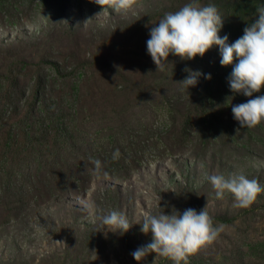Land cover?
Listing matches in <instances>:
<instances>
[{"label": "rangeland", "instance_id": "rangeland-1", "mask_svg": "<svg viewBox=\"0 0 264 264\" xmlns=\"http://www.w3.org/2000/svg\"><path fill=\"white\" fill-rule=\"evenodd\" d=\"M170 3L136 0L128 11L116 12L94 0H0V264H174L154 252L139 262L133 258L138 247L152 242L151 233L135 223L146 214L199 212L206 206L220 232L187 264H264V257L245 255L247 243L264 240V193L238 208L230 193L217 199L206 179L236 173L264 185V121L242 128L226 112L212 130L197 121L189 144L171 149L175 127L156 109L162 93L173 88L172 69L181 59L170 54L161 71L147 52L150 31L160 20L154 19L156 12ZM39 78L44 86L37 101ZM73 98L80 99L86 115L108 108L114 116L123 105L126 112L133 109L147 131H132L141 146L136 153L139 143L126 151L134 112L121 116L122 147L125 157H137L138 163L108 169L101 161L108 176L97 178L94 165L81 164L80 157L52 169L47 163L53 152L26 156L22 116L45 127L46 113L67 110ZM183 100L177 123L194 103ZM15 132L21 143L8 148ZM70 176L83 181L74 188ZM85 203L93 205L91 211ZM111 211L133 224L126 233L102 225L98 217Z\"/></svg>", "mask_w": 264, "mask_h": 264}, {"label": "clouds", "instance_id": "clouds-1", "mask_svg": "<svg viewBox=\"0 0 264 264\" xmlns=\"http://www.w3.org/2000/svg\"><path fill=\"white\" fill-rule=\"evenodd\" d=\"M104 8H112L116 12L128 11L136 0H94ZM258 19L244 29L242 37L228 44V36L223 38L219 32L223 26V18L218 8L209 4L201 6L198 3L184 5L176 12L165 13L150 31L147 40V52L155 63L157 70H163L170 54L183 60H191L201 56L213 46H219L222 66L235 63L229 78L230 89L233 93H242L252 97L264 88V6L257 8ZM187 71V69H186ZM192 73L183 81L187 89L197 84V76ZM211 79V75L206 76ZM234 119L242 128H254L264 121V95L249 99L246 103L231 106ZM238 131V130H237ZM219 138V137H218ZM119 150L113 153V160L118 159ZM94 165V175L97 178L107 177L101 161L89 158ZM215 190L216 198L223 199L225 193L234 197V207L247 208L256 201L258 195L264 193V185L255 178L248 179L243 174H216L206 176ZM85 210L91 211L93 205L85 203ZM103 226L111 232L126 233L130 224L122 212L111 211L98 217ZM144 234L151 233L152 242L138 247L132 256L141 261L149 253L166 257L174 264H187L188 257L197 253L203 246L212 243L220 232L214 226L213 218L207 211V206L197 212L188 208L182 214L173 210L171 214L160 212L146 214L142 222H137ZM60 243V242H56Z\"/></svg>", "mask_w": 264, "mask_h": 264}, {"label": "trees", "instance_id": "trees-1", "mask_svg": "<svg viewBox=\"0 0 264 264\" xmlns=\"http://www.w3.org/2000/svg\"><path fill=\"white\" fill-rule=\"evenodd\" d=\"M200 1V3H199ZM171 0L168 7H165L158 12L154 19H162L165 13L176 12L184 5L189 3H198L201 6H207L209 4L215 5L219 14L223 18V26L219 32V36L223 38L225 35L228 36V44L234 43L238 38L244 34V29L249 27L251 23H254L258 19L257 8L264 6V0ZM174 56V55H173ZM222 59L221 51L219 46H213L209 49L203 57L196 56L191 60L180 59L178 65L172 69L173 78L171 79V86L173 88L162 93L159 98L155 101L156 109L164 113V118L168 123H173L175 131H173V146L187 145L191 141L192 134L194 132L196 122L208 126V129L218 126L220 118H222L226 112L233 115L231 106L246 103L249 99H254L257 96L264 95V88L258 93H253L252 97H247L242 93H233L230 89L229 78L235 63L238 61L234 60L232 65L222 66L220 60ZM27 65V64H25ZM54 67L55 64H53ZM187 69V71H186ZM192 73H200L197 76V84L191 86L188 89L181 83L186 77ZM210 74L211 79H207L206 76ZM11 78H9V81ZM14 81V79H12ZM44 83L41 78L38 79L36 84V95L40 94L43 89ZM162 88L161 85L157 87ZM152 94L154 92L151 91ZM193 98L194 103L182 116L181 123H177L179 117V111L177 107L182 105L183 99ZM39 100V95L38 99ZM66 103L68 109H61L58 113L51 114L46 113L45 123L49 120L45 127H42L39 123L32 118L22 116V152L29 154V152L37 151H50L55 154V158L51 163H47L52 169L60 167L66 161L74 157L82 160L80 163L89 162L90 157L100 153V161H102L108 169L115 168L125 165L126 161L131 162L133 165L138 163L139 158L134 157L131 161L128 157H125L126 151L133 150L137 144L135 153L139 150L141 142H134L139 137L132 134V131L139 132L147 131L144 124L137 123L135 112L132 109L130 112H126V105L116 111V114L112 116L108 108L100 110L99 113H95L93 109L88 115L79 108L80 99L73 98V100H67ZM189 100H187L188 102ZM30 108L25 115H28ZM134 118H127L131 124L130 136L132 140L128 142L126 151L122 147L125 134L123 133L124 124L122 123L121 116L129 115ZM30 120V121H29ZM120 120V121H118ZM30 122V123H29ZM30 128H27V125ZM216 124V125H215ZM40 127H42L40 129ZM26 128L28 131H26ZM210 129V130H212ZM41 131V134L38 132ZM13 136V142L8 148H17L21 142L16 138L17 133ZM33 140L40 141L38 146H35ZM31 144L30 147H26V144ZM33 147V148H31ZM112 148L111 151H107L106 148ZM122 147V148H121ZM121 148V149H120ZM169 149V147L167 146ZM24 149V150H23ZM104 149V150H103ZM122 152L123 159L113 160V153L115 150ZM124 149V151H123ZM102 151V152H101ZM28 153V154H27ZM76 157V158H75ZM49 159V158H48ZM123 162V164H121ZM39 167L42 161H39ZM81 164L79 166H81ZM44 165V164H43ZM119 165V166H118ZM69 178L74 179L73 176ZM88 179L90 177L87 176ZM92 179V178H91ZM83 178L74 179V188L79 186L80 181ZM88 181V180H87ZM229 222V221H228ZM246 246V244H243ZM242 246V247H243ZM239 251V249H236ZM245 255L250 258H261L264 257V240H260L256 243H247V250Z\"/></svg>", "mask_w": 264, "mask_h": 264}]
</instances>
